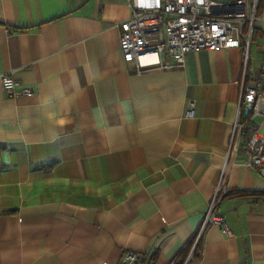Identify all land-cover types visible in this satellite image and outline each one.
<instances>
[{
  "label": "crops",
  "instance_id": "1",
  "mask_svg": "<svg viewBox=\"0 0 264 264\" xmlns=\"http://www.w3.org/2000/svg\"><path fill=\"white\" fill-rule=\"evenodd\" d=\"M261 13L247 60L198 49L137 71L127 0H0V74L34 90L0 83V264H169L191 239L182 264H264V175L228 149ZM217 185L231 232L206 224L193 258Z\"/></svg>",
  "mask_w": 264,
  "mask_h": 264
},
{
  "label": "built area",
  "instance_id": "2",
  "mask_svg": "<svg viewBox=\"0 0 264 264\" xmlns=\"http://www.w3.org/2000/svg\"><path fill=\"white\" fill-rule=\"evenodd\" d=\"M130 14L118 22L119 49L126 61H133L137 71L147 66L167 68L184 65L187 52L244 45L247 60L256 9L264 0H127ZM150 56V57H149ZM244 65L239 107L232 125L229 151H246L244 162L264 175V64L255 74ZM2 90L8 96L32 95L28 87L18 88L10 73L0 74ZM217 185L204 214L199 237L206 224H218L224 233L230 229L218 210ZM137 253L125 251L121 262L136 264ZM174 259L169 264H174Z\"/></svg>",
  "mask_w": 264,
  "mask_h": 264
},
{
  "label": "trees",
  "instance_id": "3",
  "mask_svg": "<svg viewBox=\"0 0 264 264\" xmlns=\"http://www.w3.org/2000/svg\"><path fill=\"white\" fill-rule=\"evenodd\" d=\"M191 244H192V239L187 244H185L183 247H181L178 250V252L176 253V255H177V259H176L177 264H182L183 263V260L186 258L187 254L189 252V248H190ZM199 247H200V238H198V241L195 244V247H194V250H193V252L191 254V257L196 258L198 256L197 255V249ZM152 257L153 256L151 255L149 259L152 260ZM150 260L147 262V264L150 263ZM143 263L146 264L144 261H142L141 257L139 258V255H138V259H137V263L136 264H143Z\"/></svg>",
  "mask_w": 264,
  "mask_h": 264
},
{
  "label": "rangeland",
  "instance_id": "4",
  "mask_svg": "<svg viewBox=\"0 0 264 264\" xmlns=\"http://www.w3.org/2000/svg\"><path fill=\"white\" fill-rule=\"evenodd\" d=\"M259 50L260 51H264V40H262V43H261V45L259 46ZM259 50H256L255 49V47H252L251 48V58H253V64H255V65H257V66H259L260 65V63H261V58H262V54H260V53H257V52H259Z\"/></svg>",
  "mask_w": 264,
  "mask_h": 264
}]
</instances>
